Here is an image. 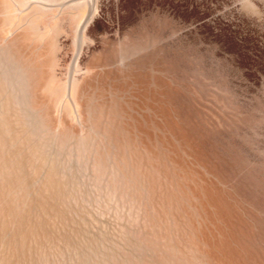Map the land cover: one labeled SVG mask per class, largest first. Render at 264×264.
Listing matches in <instances>:
<instances>
[{
	"label": "rangeland",
	"instance_id": "1",
	"mask_svg": "<svg viewBox=\"0 0 264 264\" xmlns=\"http://www.w3.org/2000/svg\"><path fill=\"white\" fill-rule=\"evenodd\" d=\"M0 264H264V0H0Z\"/></svg>",
	"mask_w": 264,
	"mask_h": 264
}]
</instances>
